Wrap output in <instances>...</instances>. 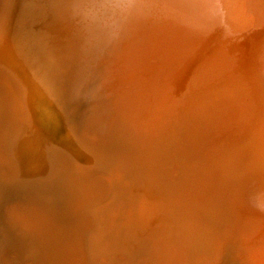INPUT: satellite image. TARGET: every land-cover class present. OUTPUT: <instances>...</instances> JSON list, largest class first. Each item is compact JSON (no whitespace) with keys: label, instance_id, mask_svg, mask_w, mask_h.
Wrapping results in <instances>:
<instances>
[{"label":"rangeland","instance_id":"1","mask_svg":"<svg viewBox=\"0 0 264 264\" xmlns=\"http://www.w3.org/2000/svg\"><path fill=\"white\" fill-rule=\"evenodd\" d=\"M191 1L0 0V76L15 82L18 94L26 103V116L12 142L13 159L8 163L0 161V264H259L264 261V242L259 246L263 248L256 251L255 255L260 254L256 258L251 255L250 244L259 239L247 237L250 233L249 236H256L254 227L263 215L260 206L264 205V135L261 136L264 134V0ZM246 78L255 79L249 82ZM106 87L111 90H105ZM216 91L220 93L217 95ZM220 94L222 101L228 99L224 101L227 105L219 100ZM252 94L253 109L247 107L241 111ZM216 106L220 109H215ZM224 106L229 110L234 108L229 111ZM214 114L215 122L211 120ZM231 121L241 125L235 124L236 127ZM242 123L246 128L243 129ZM220 126L223 128L219 129ZM159 129L164 131L158 133ZM242 144L248 145L244 146L246 149ZM253 150H259L260 154ZM12 162L17 169L14 175L9 164ZM233 164L237 166L234 169ZM59 166L62 170H58ZM230 170L231 175L235 173L232 178ZM68 171L87 186L79 207L72 206L70 210L64 200L65 193L53 189ZM221 171L227 172L222 175ZM211 176L222 185L219 187ZM238 178L240 182L242 179L241 184ZM247 186L253 194H248ZM246 204L252 206L247 214L242 209ZM138 207L141 212L137 211ZM239 212L241 215L236 214ZM165 217L170 220H165L167 228L163 227ZM246 221H251V225ZM173 224H183L179 226L182 230ZM53 228L56 236L68 244L67 257L61 256L57 243L46 238ZM171 238L179 241L175 243V239L174 245Z\"/></svg>","mask_w":264,"mask_h":264},{"label":"bare ground","instance_id":"2","mask_svg":"<svg viewBox=\"0 0 264 264\" xmlns=\"http://www.w3.org/2000/svg\"><path fill=\"white\" fill-rule=\"evenodd\" d=\"M163 1H164V0H163ZM171 1H172V0H171ZM179 1H180V0H179ZM181 1H182V0H181ZM185 1H186V0H185ZM192 1H193V0H192ZM192 1H191V3H193ZM200 1H202V0H200ZM200 1H197V2H200ZM208 1H209V0H208ZM237 1H238V0H237ZM161 2H162V1H161ZM177 2H178V1H177ZM195 2H196V1H195ZM206 2H207V1H206ZM173 3H174V2H173ZM179 3H180V2H179ZM203 3H205V1H203ZM171 4H172V3H171ZM186 4H187V3H186ZM194 4H196V3H194ZM197 4H199V3H197ZM190 6H191V4H190ZM195 6H196V5H195ZM237 6H238V5H237ZM237 6H236V7H237ZM178 7H179V6H178ZM188 7H189V6H188ZM233 7H234V6H233ZM239 7H240V6H239ZM247 7H248V6H247ZM160 8H162V7H160ZM163 8H165V7L163 6ZM166 8H167V7H166ZM185 8H186V7H185ZM240 8H241V7H240ZM168 9H169V8H168ZM173 9H174V8H173ZM194 9H195V8H194ZM197 9H198V8H197ZM238 9H239V8H238ZM179 10H181V9H179ZM191 10H192V9H191ZM239 10H240V9H239ZM168 11H169V10H168ZM170 11H171V10H170ZM185 11H186V10H185ZM192 11H193V12H192V15H193L194 10H192ZM197 11H198V10H197ZM240 11H242V10H240ZM177 12H178V10H177ZM179 12H180V11H179ZM179 12H178V13H179ZM236 12H237V11H236ZM184 13H185V12H184ZM187 13H188V11H187ZM189 13H190V12H189ZM168 14H169V13H168ZM168 14H167V15H168ZM170 14H171V13H170ZM180 14H181V12H180ZM182 14H183V13H182ZM182 14H181V16L178 14V15L180 16V18H181V17H182V18L184 17V16H182ZM242 14H244V12H243ZM247 14H248V13H247ZM186 15H187V14H186ZM245 15H246V13H245ZM247 16H248V15H247ZM170 17H171V16H170ZM174 17H175V16H174ZM185 17H186V16H185ZM230 17H231V16H230ZM242 17H243V16H242ZM171 18L173 19V16H172ZM178 18H179V17H177V20H178ZM182 18H181V19H182ZM189 18H190V17H189ZM169 19H170V18H169ZM183 19H184V18H183ZM191 19H192V18H191ZM195 19H196V17H195ZM242 19H243V18H242ZM246 19H247V18H246ZM173 20H174V19H173ZM192 20H193V19H192ZM199 20H200V18H199ZM183 21H184V20H183ZM196 21H197V20H196ZM200 21H201V20H200ZM240 21H241V18H240ZM171 22H172V20H171ZM175 22H176V20H175L174 22H172V23L175 24ZM178 22H180V21H178ZM202 22H203V21H202ZM176 23H177V22H176ZM196 23H197V22H196ZM177 24H178V23H177ZM191 24H192V22H191ZM199 24H200V23H199ZM201 24H202V23H201ZM206 24H207V23H206ZM168 25H169V23H168ZM192 26H193V25H192ZM205 26H206V25H205ZM167 27H168V26H167ZM180 27H181V26H180ZM201 27H202V26H201ZM191 29H192V28H191ZM193 29H195V28H193ZM193 29H192V31H193ZM206 29H207V28H206ZM79 30H80V29H79ZM196 30H197V29H196ZM200 30H202V29H200ZM204 30H205V29H204ZM194 32H195V31H194ZM189 35H190V34H189ZM191 35H192V34H191ZM182 41H183V40H182ZM184 41H185V40H184ZM184 41H183V42H184ZM181 47H182V46H181ZM180 50H181V49H180ZM183 51H184V50H183ZM183 51H180V52H183ZM183 53H184V52H183ZM51 54H53V53H51ZM262 55H264V54H262ZM52 64H53V63H52ZM253 64H254V63H253ZM254 65H255V64H254ZM54 66H55V65H54ZM101 66H102V65H101ZM107 66H108V65H107ZM107 66H106V68H107ZM261 67H262V66H261ZM110 68H111V67H110ZM112 69H113V68H112ZM0 70H1V68H0ZM107 70H108V69H107ZM110 70H111V69H110ZM248 70H249V69H248ZM250 70H251V69H250ZM108 71H109V70H108ZM108 71H107L106 73H108ZM116 71H117V70H116ZM0 72H1V71H0ZM7 72H8V71H7ZM115 73H117V72H114V74H115ZM255 73H256V71H255ZM8 74H9V73H8ZM112 74H113V73H112ZM257 74H258V73H257ZM108 75H109V74H107V76H108ZM136 75H137V74H136ZM243 75H245V74H243ZM247 75H249V73H248ZM247 75H246V76H247ZM250 75H252V74L250 73ZM262 75H263V74H262ZM5 76H6V74H5ZM5 76H4V77H5ZM111 76H114V75H111ZM115 76H117V75H115ZM246 76H245V77H246ZM252 76H254V75H252ZM252 76H251V77H252ZM256 76H257V75H255V77H256ZM245 77H244V78H245ZM248 77H249V76H248ZM261 77H262V76H261ZM105 78H106V77H105ZM125 78H126V77H125ZM256 78H259V77H256ZM117 79H118V78H116V80H117ZM122 79H123V77H122ZM246 79L249 80V78H246ZM252 79H255V78H252ZM252 79H251V80H252ZM263 79H264V78H263ZM104 80H106V79H104ZM120 80H121V79H120ZM126 80H127V79H126ZM243 80H245V79H243ZM251 80H249V82H250ZM257 80H258V79H257ZM101 81H102V80H101ZM127 81H129V80H127ZM241 81H242V80H241ZM246 81H247V80H246ZM90 82H91V81H90ZM120 82H121V81H120ZM243 82L245 83V81H243ZM249 82H248V84H249ZM252 82H253V81H252ZM255 82H256V81H255ZM258 82H260V84H261L262 81H261V80H260V81L258 80ZM114 83H115V82H114ZM114 83H113V84H114ZM127 83H128V82H127ZM246 83H247V82H246ZM246 83H245V85H246ZM262 83H264V80H263ZM117 84H118V83H117ZM229 84H231V83H229ZM234 84H235V82H234ZM248 84H247V85H248ZM254 84H255V83H254ZM256 84H257V83H256ZM17 85H18V84H17ZM111 85H112V84H111ZM111 85H110V87H111ZM114 85H115V84H114ZM226 85H227V84H226ZM226 85H224V86H226ZM242 85H243V83H242ZM257 85H259V84H257ZM217 86H218V85H217ZM228 86H229V85H228ZM253 86H254V85H253ZM17 87H18V86H16V84H15L14 81H10V80H7V79H3V78L0 76V161H4V162H7V163H8L11 159H13V155H12V154H13V143H12V142H13V139H14V136H15L17 130H18L19 127H20V124H22V120H23V118L26 116V113H25V111H26V103H25L24 99H23L22 97H20L21 94H20V95L18 94V90H19V89H18ZM19 87H20V86H19ZM110 87H106L105 90H107V88H109V90H111ZM113 87H114V86H113ZM113 87H112V88H113ZM118 87H119V86H118ZM215 87H216V86H215ZM215 87H214V89H216ZM243 87H244V86H243ZM254 87H256V86H254ZM262 87H263V85H262ZM217 88H218V90L221 89L220 87H217ZM229 88H230V87H229ZM256 88L258 89V87H256ZM118 89H119V88H118ZM214 89H212V90H214ZM224 89H225V87H224ZM224 89H221V90L223 91ZM226 89H227V88H226ZM230 89H232V88H230ZM230 89H229V90H230ZM235 89H237V88H235ZM249 89H250V88H249ZM257 89H256V90H257ZM232 90H233V89H232ZM251 90H252V89H251ZM112 91H113V89H112ZM117 91H118V90H117ZM234 91H235V90H234ZM234 91H233V92H234ZM240 91H241V90H240ZM107 92H108V91H107ZM109 92H110V91H109ZM224 92H227V91H224ZM235 92H236V91H235ZM237 92H238V90H237ZM254 92H255V91H254ZM20 93H21V92H20ZM217 93L219 94L220 92H219V91H218V92L216 91L215 94H217ZM227 93H228V92H227ZM243 93H244V92H243ZM261 93H262V92H261ZM215 94H214V95H215ZM218 94H217V95H218ZM222 94H223V93H222ZM235 94H236V93H235ZM235 94H234V96H235ZM237 94H239V93H237ZM237 94H236V96H237ZM245 94H247V93H245ZM250 94H251V93H250ZM253 94H254V93H253ZM253 94L250 95V98L248 99V101L245 102L246 105H247V106H245V109H242L241 111H243V110L246 111L247 107H249V109L252 108L251 103H252V100L254 99V95H253ZM255 94H256V93H255ZM262 94H264V93H262ZM217 95H215V96H217ZM220 95H221V94H220ZM224 95H225V94H224ZM224 95H223V96H224ZM230 95H231V94H230ZM238 96H239V95H238ZM220 97H221V99H219V100L222 101V95H221ZM228 97H229V96H228ZM255 97H256V96H255ZM257 97H259V96H257ZM263 97H264V96H263ZM247 98H248V97H247ZM208 99H209V98H208ZM217 99H218V97H217ZM217 99H216V100H217ZM229 99H230V97H229ZM234 99H235V97H234ZM116 100H117V99H116ZM190 100H191V99H190ZM200 100H201V99H200ZM216 100H215V101H216ZM219 100H218V102H219ZM223 100H224V101H227L228 99H227V100L223 99ZM246 100H247V99H246ZM202 101H203V97H202ZM206 101H208V100H206ZM210 101H212V100H210ZM224 101H222L221 103L224 104ZM230 101H232V100H230ZM235 101H236V100H235ZM238 101H240V100H238ZM114 102H115V101H114ZM116 102H117V101H116ZM194 102H195V101H194ZM194 102H193V103H194ZM208 102H209V101H208ZM216 102H217V101H216ZM216 102H215V103H216ZM218 102H217V103H218ZM227 102H228V101H227ZM263 102H264V101H263ZM199 103H200V102H199ZM209 103L211 104V102H209ZM209 103L205 102V104H208L207 107L210 106ZM215 103H214V104H215ZM230 103H232V102H230ZM230 103H229V105H230ZM234 103H235V102H233L232 104H234ZM241 103H242V101H241ZM225 104L227 105V103H225ZM225 104H224V105H225ZM232 104H231V105H232ZM242 104H243V103H242ZM262 104H263V103H262ZM192 105H193V104H192ZM192 105H191V106H192ZM200 105H201V103H200ZM203 105H204V104H203ZM203 105H202V106H203ZM216 105H217V104H216ZM239 105H240V104H239ZM193 106H194V105H193ZM193 106H192V107H193ZM217 106H220V107H221V105H217ZM217 106H216L215 109H217ZM232 106H233V105H232ZM234 106H235V105H234ZM236 106H237V105H236ZM236 106H235V107H236ZM29 107H30V106H29ZM115 107H116V106H115ZM198 107H199V106H198ZM203 107H204V109L206 108L205 106H203ZM210 107H211V106H210ZM210 107H209V108H210ZM213 107H214V106H212V108H213ZM220 107H219L218 109H220ZM240 107H241V106H240ZM263 107H264V104H263ZM209 108H208V109H209ZM224 108H225V106H224ZM224 108H223V109H224ZM233 108H234V107H233ZM233 108H232V110H233ZM33 109H34V108H33ZM218 109H217V110H218ZM229 109H230V108H228V107L225 108V110H229ZM252 109H253V108H252ZM232 110H229V111H232ZM237 110H238V109H237ZM28 111H29V110H28ZM210 111H212V109H210ZM229 111H228V112H229ZM235 111H236V109H235ZM247 111H248V110H247ZM253 111H254V110H253ZM236 112H237V111H236ZM263 112H264V110H263ZM30 113H31V112H30ZM226 113H227V112H226ZM229 113H230V112H229ZM233 113H234V112H233ZM238 113H239V112H238ZM245 113H246V112H245ZM223 114H225V113H223ZM240 114H241V113H240ZM240 114H238V116H240ZM262 114H264V113H262ZM262 114H261V115H262ZM117 115H118V114H117ZM214 115H215V114H214ZM231 115H232V113H231ZM219 116H221V114H220ZM232 116H233V115H232ZM232 116H230V117H232ZM246 116H247V115H246ZM262 116H264V115H262ZM262 116H261V117H262ZM221 117H222V116H221ZM225 117H227L226 114H225ZM228 117H229V116H228ZM230 117H229V118H230ZM234 117H235V115H234ZM234 117H233V118H234ZM222 118H223V117H222ZM237 118H238V117H237ZM262 118H263V117H262ZM215 119H216V115H215V117H214L213 119H211V120L214 121ZM223 119H224V120H228V118H227V119L223 118ZM223 119H222V120H223ZM230 119H231V118H230ZM230 119H229V121H230ZM238 119H239V118H238ZM242 119H243V118H242ZM246 119H249V118H246ZM216 120H217V119H216ZM222 120H221V121H222ZM231 120H232V119H231ZM255 120H256V119H255ZM261 120H262V119H261ZM218 121H219V120H218ZM218 121H217V122H218ZM221 121H220V123H221ZM214 122H215V121H214ZM224 122H225V121H224ZM224 122H223V124L227 123L228 121L225 122V123H224ZM231 122H232V121H231ZM234 122H235V121H234ZM234 122H232V123H234ZM239 122H240V120H239ZM242 122H244V121L242 120ZM245 122H246V120H245ZM232 123H231V125H232ZM240 123H241V122H240ZM240 123H238V124L241 125ZM228 124H230V123H228ZM235 124H237V123H234L233 125L236 126ZM238 124H237V125H238ZM161 125H162V124H161ZM226 125H227V124H226ZM231 125H230V128H231ZM242 125H244L243 129L246 128V127H245V124L242 123ZM163 126H164V125H163ZM163 126H162V128H163ZM217 126H218V123H217ZM222 126H224V125H222ZM227 126H228V125H227ZM227 126H226V127H227ZM234 126H233L231 129H235ZM261 126H262V125H261ZM263 126H264V125H263ZM263 126H262V127H263ZM24 127H25V126H24ZM159 127H160V126H159ZM226 127H225V128H226ZM236 127H237V126H236ZM248 127H249V126H248ZM259 127H260V126H259ZM90 128H91V127H90ZM90 128H89V129H90ZM213 128H216V127H213ZM220 128H221V126L219 127V129H220ZM222 128H223V127H222ZM222 128H221V129H222ZM227 128H228V127H227ZM241 129H242V128H241ZM243 129H242V130H243ZM93 130H94V129H93ZM160 130H161V129L157 130V132L160 131ZM162 130H163V129H162ZM162 130H161V131H162ZM212 130H213V129H211V132H212ZM228 130H229V129H228ZM236 130L238 131L239 129H236ZM236 130H234V131H236ZM242 130H241V132L244 133ZM256 130H257V129H256ZM91 131H92V129H91ZM94 131H95V130H94ZM163 131H164V130H163ZM216 131H218V130H216ZM234 131H233V133H234ZM237 131H236V132H237ZM219 132H220V130H219ZM231 132H232V131H231ZM238 132H240V131H238ZM260 132H261V130H260ZM260 132H259V133H260ZM98 133H99V132H98ZM158 133H160V132H158ZM164 133H165V132H164ZM242 133H241V136H242ZM248 133H250V132L248 131ZM100 134H101V133H100ZM260 134H261V133H260ZM210 135H211V134H210ZM217 135H218V134H217ZM222 135L225 136L226 134L224 135V133H223ZM243 135H245V134H243ZM262 135H264V134H261V136H262ZM96 136H97V135H96ZM163 136H164V135H163ZM231 136H232V135H231ZM258 136H259V135H258ZM261 136H260V138H261ZM227 137H228V136H227ZM252 137H254V136H252ZM263 137H264V136H263ZM214 138H215V137H214ZM228 138H229V137H228ZM228 138H227V139H228ZM241 138H242V137H241ZM243 138H244V137H243ZM247 138H249V137H247ZM162 139H164V138H162ZM215 139H216V138H215ZM230 139H231V138H230ZM237 139H238V138H237ZM250 139H251V138H250ZM250 139H249V140H250ZM90 140H91V139H90ZM95 140H96V139H95ZM210 140H211V136H210ZM231 140H232V139H231ZM241 140H242V139H241ZM243 140H244V139H243ZM246 140H247V139H246ZM246 140H245V141H246ZM252 140H253V139H252ZM252 140H251V141H252ZM258 140H259V139H258ZM261 140H263V138H262ZM261 140H260V141H261ZM247 141H248V140H247ZM251 141H248V142H251ZM254 141H255V140H254ZM89 142H90V141H89ZM96 142H97V141H96ZM99 142H100V140H99ZM212 142H213V141H212ZM232 142H233V140H232ZM238 142H239V141H237V143H238ZM248 142H246V144H248ZM262 142H263V141H262ZM240 143H241V142H240ZM242 143H244V142H242ZM88 144H89V143H88ZM211 144H213V143H211ZM234 144H235V143H234ZM246 144H245V145H246ZM250 144H251V143H250ZM259 144L262 145L261 142H260ZM231 145H232V143H231ZM242 145H243V144H242ZM245 145H243V147H244ZM248 145H249V144H248ZM248 145H246V146H248ZM253 145H254V144H253ZM260 145H259V146H260ZM234 146H235V145H234ZM239 146H240V145H239ZM256 146H257V145H256ZM93 147H94V146H93ZM231 147H232V146H231ZM244 148H245V147H244ZM254 148H255V146H254ZM259 148H260V147H259ZM245 149H246V148H245ZM255 149H256V148H255ZM165 150H166V149H165ZM233 150H234V149H233ZM236 150H238V149H236ZM240 150H241V149H240ZM240 150H239V152H242V151H240ZM243 150H244V149H243ZM166 151H167V150H166ZM253 151H255V150H253ZM253 151H252V152H253ZM257 151H259V150H256L255 152H256V153H259V152H257ZM96 152H97V151H96ZM167 152H168V151H167ZM234 152H236V151H234ZM234 152H233V153H234ZM252 152H251V153H252ZM263 152H264V151H263ZM53 153H54V152H53ZM154 153H155V152H154ZM165 153H166V152H165ZM256 153H255V154H256ZM261 153H262V152H261ZM235 154H236L237 156H239L237 153H235ZM235 154H231V155H235ZM240 154H241V153H240ZM244 154H245V153H244ZM255 154H254V156H255ZM259 154H260V153H259ZM188 155H189V154H188ZM228 155H230V154H228ZM252 155H253V153H252ZM261 155H263V154H261ZM162 156H164V155L162 154ZM256 156H257V154H256ZM256 156H255V157H256ZM263 156H264V155H263ZM252 157H253V156H252ZM258 157H259V156H258ZM258 157H257V159H258ZM156 158H159V157H155L154 159H156ZM232 158H233V157L231 156L230 159L233 161L235 158H234V159H232ZM237 158H238V157H237ZM239 158H240V157H239ZM239 158H238V160L240 161L241 158H240V159H239ZM43 159H45V158H43ZM251 159H254V157L251 158ZM251 159H250V160H251ZM45 160H46V159H45ZM117 160H118V159H117ZM228 160H229V159H228ZM231 160H229V161H231ZM238 160H237V161H238ZM250 160H248V161H250ZM261 160H262V159H259V162H260ZM46 161H47V160H46ZM123 161H124V160H123ZM157 161H158V160H157ZM232 161H231V162H232ZM237 161H235V162L237 163ZM233 162H234V161H233ZM233 162H232V163H233ZM44 163H45V162H44ZM51 163H52V162H51ZM86 163H87V162H86ZM90 163H91V161H90ZM132 163H133V162H132ZM132 163H131V164H132ZM158 163H159V162H158ZM160 163H162V162H160ZM160 163H159V165H160ZM227 163L229 164V162H227ZM227 163H226V164H227ZM250 163H251V162H250ZM253 163H255V162H253ZM261 163H262V161H261ZM263 163H264V162H263ZM263 163H262V164H263ZM9 164L12 166V169H13L12 172H13V175H14V173H15L16 170H17V169H16V166L14 165L13 162H12V163H9ZM93 164H94V163H93ZM164 164H166V162H165ZM226 164H225V165H226ZM243 164H244V163H243ZM248 164H249V162H248ZM248 164H246V165L249 166ZM40 165H41V164H40ZM48 165H49V164H48ZM155 165H157V164H155ZM222 165H223V164H222ZM231 165H232V164H230L229 166L231 167ZM238 165H240V163L237 164V166H238ZM241 165H242V164H241ZM251 165H253L252 167H254V164H250L249 167H251ZM41 166H43V164H42ZM50 166H51V165H50ZM126 166H127V165H126ZM157 166H158V165H157ZM157 166H156V167H157ZM220 166H221V165H220ZM237 166H234V164H233V169L236 168ZM256 166H257V162H256ZM260 166H262V165H259V167H260ZM57 167H58V166H57ZM59 167H60V166H59ZM101 167H102V166H101ZM127 167H128V166H127ZM134 167H135V166H134ZM156 167L154 166V169H156ZM222 167H223V166H222ZM222 167H221V168H222ZM257 167H258V166H257ZM49 168H50V167H49ZM54 168H55V166H54ZM130 168H131V167H130ZM130 168H129V169H130ZM240 168H241V167H240ZM261 168H263V166H262ZM59 169H61V167L58 168V170H59ZM150 169H151V168H150ZM157 169H158V168H157ZM157 169H156V170H157ZM223 169H224V168H223ZM227 169H228V167H227ZM227 169H226V170H227ZM237 169H238V168H237ZM241 169H243V168H241ZM46 170H47V168H46ZM46 170H44V172H45ZM61 170H62V169H61ZM130 170H131V169H130ZM156 170H155V171L152 170V172L154 171V172L156 173V172H157ZM224 170H225V169H224ZM231 170H232V169H231ZM231 170L228 171V172L230 173L229 175H230L231 178H232V177L234 176L235 173H234L233 175H231ZM238 170H239V169H238ZM245 170H246V169H245ZM247 170H248V168H247ZM252 170H253V169H252ZM254 170H255V169H254ZM262 170H263V169H262ZM54 171H55V170H54ZM64 171H65V170H64ZM126 171H127V170H126ZM132 171H133V170H132ZM215 171H218V170H215ZM215 171H214V172H215ZM234 171H235V170H234ZM239 171H241V170H239ZM243 171H244V169H243ZM248 171H249V170H248ZM258 171H259V170H258ZM55 172H57V171H55ZM55 172H54V173H55ZM66 172H67V170H66ZM103 172H104V171H103ZM111 172H112V171H111ZM218 172H220V171H218ZM221 172L223 173L222 175H225L224 173H226L227 171H226V172H225V171H224V172L221 171ZM232 172H233V170H232ZM250 172H251V171H250ZM261 172H262V171H261ZM54 173H53V174H54ZM58 173H59V172H58ZM96 173H97V172H96ZM130 173H131V171H130ZM133 173H135V171H134ZM148 173H149V172H148ZM216 173H217V172H216ZM242 173H243V172H242ZM256 173H257V172H256ZM56 174H57V173H56ZM56 174H55V175H56ZM63 174H64V173H63ZM97 174H98V173H97ZM107 174H108V177H109L110 175H109L108 172H107ZM107 174L105 175L106 177H107ZM146 174H147V173H146ZM151 174H152V173H151ZM151 174H150V175H151ZM161 174H162V173H161ZM220 174H221V173H220ZM236 174H237V173H236ZM249 174H250V173H249ZM252 174H253V173H251V175H252ZM57 175L59 176V174H57ZM72 175H73V174H72ZM72 175H70V173H69V171H68L66 177H65V175H64V177H65L64 180H62V182L59 181V184L57 183L58 185L55 183L57 187H54V188H53V189L55 190V192H57V193L59 192V190L65 193V195H63V196H64V198H65L64 200H65L66 206H67V205L69 206V210L72 208V206H75V208H76V206L81 202V200H83V194H84L83 191H84L85 188L87 187V186H85L84 184H82L80 180L76 179V178L73 177ZM74 175H75V174H74ZM100 175H101V174H100ZM102 175H103V174H102ZM153 175H155V174H153ZM157 175H158V174H157ZM222 175H220V176H222ZM229 175H228V177H229ZM245 175H246V174H245ZM254 175H255V174H254ZM75 176L77 177V175H75ZM80 176H82V175H80ZM95 176H96V174H95ZM105 176H104V177H105ZM151 176H152V175H151ZM155 176H156V175H155ZM162 176H163V175H162ZM164 176H166V175H164ZM213 176H214V175H213ZM213 176L210 177V178H212V180L214 179ZM218 176H219V175H218ZM218 176H217V177H218ZM53 177H54V176H53ZM61 177H63V175H62ZM61 177H60V178H61ZM146 177H147V176H146ZM217 177H216V178H217ZM225 177H226V176H225ZM228 177H227V178H228ZM237 177H240V175L237 176ZM237 177H236V178H237ZM253 177H254V176L252 175V178H253ZM256 177H257V176H256ZM261 177H262V176H261ZM151 178H152V177H151ZM151 178L149 177V180H151ZM210 178H209V179H210ZM223 178H224V177H223ZM229 178H230V177H229ZM258 178H259V177H258ZM258 178H255V179H258ZM58 179H59V177H58ZM80 179H81V178H80ZM111 179H112V178H111ZM111 179H108V180H111ZM209 179L206 178L207 181H208ZM234 179H235V177H234ZM234 179H232V180H234ZM238 179H239V182H240V178H238ZM243 179H244V178H243ZM245 179H246V178H245ZM149 180H148V181H149ZM152 180H153V179H152ZM206 180L204 179V181H206ZM214 180H215V179H214ZM220 180H223V179L221 178ZM224 180H225V179H224ZM224 180H223V181H224ZM248 180H249V177H247V181H248ZM252 180H253V179H252ZM56 181H57V180H56ZM111 181H112V180H111ZM153 181H154L153 183H155V180H153ZM210 181H211V179H210ZM216 181H217V180H215V182H216ZM225 181H226V180H225ZM229 181H230V180H229ZM236 181H237V180H236ZM244 181H245V180H244ZM255 181H256V180H255ZM258 181H259V180H258ZM263 181H264V179H263ZM151 182H152V181H151ZM151 182H150V183H151ZM211 182H212V181H211ZM215 182H214V184H215ZM220 182H221V181H220ZM220 182L217 181L218 184H217V183H216V184L219 185V184H221ZM232 182H233V181H232ZM237 182H238V181H237ZM237 182H234V185H235ZM241 182H242V179H241ZM241 182H240V184H241ZM256 182H257V181H256ZM109 183H111V182H109ZM146 183H147V182H146ZM148 183H149V182H148ZM153 183H152V184H153ZM212 183H213V182H212ZM223 183H224V182H223ZM229 183H230V182H229ZM229 183H228L227 185L230 186ZM245 183H246V182H245ZM249 183H250V182H249ZM249 183H246V184L248 185ZM259 183H260V181H259ZM156 184H157V183H156ZM224 184H225V183H224ZM232 184H233V183H232ZM254 184H255V183H254ZM257 184H258V183H257ZM263 184H264V183H263ZM17 185H18V184H17ZM26 185H27V184H26ZM93 185H94V184H93ZM99 185H101V184H99ZM104 185H105V184H104ZM150 185H151V184H149V187H150ZM221 185H222V184H221ZM237 185H238V183H237ZM237 185L234 187L235 189H237V188H236V187H238ZM243 185H244V184H243ZM243 185H242V186H243ZM252 185H253V184L250 183V186H252ZM255 185H256V184H255ZM7 186H8V185H7ZM7 186H6V187H7ZM18 186H19V185H18ZM95 186H97V185H95ZM105 186H107V185H105ZM109 186H110V185H109ZM154 186H155V185H154ZM211 186H212V185H211ZM211 186H210V188H211ZM224 186H226V184H225ZM224 186H222V187H224ZM242 186H240V188H241ZM244 186H245V185H244ZM256 186H258V185H256ZM259 186H260V187H259ZM259 186H258V188H259V190H260V189H261V183H260ZM4 187H5V186H4ZM22 187H23V186H22ZM103 187H104V186H103ZM214 187H215V186H213V188H214ZM217 187H218V186H217ZM219 187H220V185H219ZM232 187H233V185H232ZM232 187H231V188H232ZM13 188H14V187H13ZM16 188H17V187H16ZM20 188H21V187H20ZM57 188H58V189H57ZM89 188H90V187H89ZM91 188H92V187H91ZM100 188H101V187H100ZM151 188H152V186H151ZM224 188H225V187H224ZM224 188H223V189H224ZM242 188L244 189V187H242ZM246 188H247V190L249 189L248 186H247ZM246 188H245V189H246ZM256 188H257V187H256ZM258 188H257V189H258ZM263 188H264V187H263ZM10 189H11V188H10ZM25 189H26V188H25ZM28 189H29V188H28ZM95 189H96V188H95ZM95 189H94V192H95ZM103 189H104V188H103ZM154 189H155V188H154ZM202 189H203V188H202ZM211 189H212V188H211ZM219 189H220V188H219ZM232 189H233V188H232ZM251 189H252V188H251ZM253 189H255V188H253ZM257 189H256V191H257ZM18 190H19V189H18ZM91 190H92V189H91ZM227 190H228V189H226L225 191H227ZM229 190H230V189H229ZM247 190H246V191H247ZM249 190H250V189H249ZM249 190H248V192H249ZM262 190H263V189H262ZM262 190H261V191H262ZM6 191H8V189H7ZM12 191H13V190H12ZM21 191H23V189H22ZM47 191H48V189H47ZM49 191H50V190H49ZM98 191H99V189H98ZM106 191H107V190H106ZM231 191H232V190H231ZM237 191H238V190H237ZM252 191H254V190H252ZM256 191H255V192H256ZM9 192H10V190H9ZM14 192H15V191H14ZM16 192H17V191H16ZM19 192H20V191H19ZM184 192H185V191H184ZM184 192H183V193H184ZM203 192H204V191H203ZM205 192H206V190H205ZM219 192H220V191H219ZM227 192H229V191H227ZM232 192H234V190H233ZM250 192H251V191H250ZM250 192H249L248 194H253L252 192H251V193H250ZM255 192H254V193H255ZM257 192H259V191H257ZM2 193H3V192H2ZM6 193H7V192H6ZM46 193H47V192H46ZM97 193H98V192H97ZM201 193H202V192H201ZM224 193H225V192H224ZM230 193H231V192H230ZM230 193H229V194H230ZM30 194H31V193H30ZM54 194H55V193H54ZM87 194H88V193H87ZM90 194H91V193H90ZM92 194H94V193H92ZM95 194H96V193H95ZM199 194H200V193H199ZM243 194H247V192L244 191ZM259 194H261V196L263 195L262 193H259ZM0 195H1V194H0ZM232 195H233V193H232ZM256 195H257V193H256ZM2 196H3V195H2ZM2 196H1V198H2ZM22 196H23V195H22ZM22 196H21V197H22ZM27 196H28V195H27ZM57 196H58V195H57ZM95 196H97V195H95ZM183 196H184V195H183ZM198 196L200 197V195H198ZM234 196H235V195H234ZM234 196H233V197H234ZM250 196H255V195H250ZM258 196H260V195H258ZM258 196H257V197H258ZM4 197H5V196H4ZM6 197H7V196H6ZM25 197H26V195H25ZM91 197H92V195H91ZM93 197H94V196H93ZM225 197H227V196H225ZM229 197H230V198L232 197L231 194H230ZM244 197H245V196H244ZM248 197H249V196H248ZM248 197H247V198H248ZM255 197H256V196H255ZM7 198H9V197H7ZM14 198H15V197H14ZM96 198H97V197H96ZM234 198H235V197H234ZM242 198H243V197H242ZM242 198H241V199H242ZM251 198H254V197H251ZM261 198H262V197H261ZM2 199H3V198H2ZM5 199H6V198H5ZM26 199H28V198H26ZM47 199H48V198H47ZM58 199H60V198H58ZM142 199H143V197H142ZM227 199H228V198H227ZM256 199H257V198H256ZM258 199H259V198H258ZM7 200H8V199H7ZM15 200H16V199H15ZM94 200H95V198H94ZM204 200L206 201L207 199L204 198ZM208 200L210 201V199H208ZM245 200H246V199H245ZM249 200H251V199H249ZM252 200H253V199H252ZM3 201H4V200H3ZM19 201H20V200H19ZM23 201H24V200H23ZM84 201H85V200H84ZM95 201H96V200H95ZM158 201H159V200H158ZM260 201H261V200H260ZM4 202H5V201H4ZM4 202H3V203H4ZM10 202H11V201H10ZM16 202H17V201H16ZM35 202H37V201H35ZM63 202H64V201H63ZM63 202H62V203H63ZM203 202H204V201H203ZM12 203H13V202H12ZM85 203H86V202H85ZM135 203H136V202H135ZM137 203H138V202H137ZM143 203H144V202H143ZM157 203H159V202H157ZM189 203H190V202H189ZM201 203H202V201H201ZM206 203H208V202L206 201ZM210 203H211V202H210ZM14 204H15V201H14ZM179 204L181 205V203H179ZM186 204H187V203H186ZM254 204H255V203H254ZM256 204H257V203H256ZM259 204H260V203H259ZM0 205H1V204H0ZM9 205H11V204H9ZM12 205H13V204H12ZM139 205H140V204H139ZM142 205H143V204H142ZM209 205H210V204H209ZM13 206H15V205H13ZM80 206H82V205H80ZM83 206H84V205H83ZM91 206H93V205H91ZM135 206H136V205H135ZM143 206H144V205H143ZM148 206H149V205H148ZM184 206H185V205H184ZM187 206H188V205H187ZM245 206H246V207H245ZM245 206H244L242 209L245 208V209H246L245 213L247 214V213L250 212V210H252V209H250V207H252V206L247 207V206H249V205H247V204H246ZM259 206H260V205H259ZM2 207H3V206H2ZM2 207H1V208H2ZM6 207H7V206H6ZM6 207H5V209H6ZM18 207H19V205H18ZM18 207H17V208H18ZM78 207H79V205H78ZM87 207H88V206H87ZM160 207H161V205H160ZM200 207H201V206H200ZM260 207H261V211H260V212H262L263 215H262V217L259 216L260 214L258 215L260 218H258L259 220H257V221H259V222L257 223V227H254V228H257V229H256L257 231H256V233H255L256 236H255V235H254L253 237H252V235L249 236L250 234H252V233H250V231H249L250 234H249V235L247 234V237H248V238H251L252 240H253V239L256 240L257 238L259 239L257 242L254 240V241L256 242V243H255L256 245H255V244H252V245L250 244L251 255H255L256 251H259L260 249L263 248V246H261V247H259V246L262 245L261 243L264 242V205H263V206H260ZM82 208H83V207H82ZM138 208H139V207H138ZM262 208H263V210H262ZM8 209H10V208H8ZM8 209H7V210H8ZM133 209H134V208H133ZM133 209H132V210H133ZM144 209H145V207H144ZM187 209H188V208H187ZM238 209H239V208H238ZM238 209H237V210H238ZM257 209H258V208H257ZM257 209H256V210H257ZM3 210H4V209H3ZM13 210L16 211V209H13ZM72 210H73V209H72ZM134 210H135V209H134ZM157 210H158V209H157ZM185 210H186V208H185ZM201 210H202V208H201ZM205 210H206V209H205ZM239 210H241V209H239ZM15 211H13V212H15ZM74 211H75V210H74ZM135 211H136V210H135ZM137 211H140V208H139ZM188 211H189V210H188ZM188 211H187V212H188ZM210 211H211V210H210ZM16 212H17V211H16ZM16 212H15V213H16ZM140 212H141V211H140ZM151 212H152V211H151ZM205 212H207V211H205ZM211 212H212V211H211ZM240 212H241V211H240ZM240 212H239V213H236V214H240ZM242 212H243V211H242ZM253 212H254V211H253ZM7 213H8V212H7ZM15 213H14V214H15ZM27 213H28V212H27ZM80 213H81V212H80ZM170 213H171V212H170ZM170 213H168V216L170 215ZM199 213H200V212H199ZM16 214H17V213H16ZM136 214L138 215V213H136ZM139 214H140V213H139ZM172 214H175V213H172ZM183 214H184V213H183ZM188 214H189V213H188ZM194 214H195V213H194ZM205 214H206V213H205ZM205 214H204V215H205ZM208 214H209V213H208ZM242 214H244V213H242ZM246 214H245V215H246ZM250 214H251V213H250ZM256 214H257V213H256ZM3 215H4V214H3ZM70 215H71V214H70ZM74 215H75V214H74ZM144 215H145V214H144ZM163 215H164V214H163ZM184 215H185V214H184ZM212 215H213V214H212ZM240 215H241V214H240ZM254 215H255V213H254ZM254 215H253V216L251 215V216L254 217ZM5 216H6V215H5ZM12 216H13V214H12ZM15 216H16V215H15ZM139 216H141V215H138V217H139ZM159 216H160V215H159ZM201 216H202V213H201ZM243 216H244V215H243ZM256 216H257V215H256ZM3 217H4V216H3ZM9 217H10V216H9ZM29 217H30V216H29ZM144 217L147 218L146 216H144ZM170 217H171V216H170ZM238 217H239V216H238ZM247 217H250V216H247ZM14 218H15V217H14ZM140 218H141V217H140ZM140 218H139V222H140ZM145 218H144V219H145ZM160 218H161V217H160ZM165 218H166V217H165ZM165 218H163V219H164V226H163V227H166V225H168V224L165 225V220L167 221V220H169V219H167L168 217H167L166 219H165ZM214 218H215V217H214ZM214 218H213V219H214ZM244 218H246V216H244ZM254 218H255V217H254ZM6 219H7V218H6ZM6 219H5V220H6ZM8 219H9V218H8ZM73 219H74V218H73ZM136 219H137V216H136ZM144 219L142 218V220H144ZM157 219H158V218H156V220H157ZM170 219H172V218H170ZM186 219H188V218H186ZM247 219H248V218H247ZM247 219H246V220H247ZM10 220H11V218H10ZM25 220H26V219H25ZM37 220L39 221V219H37ZM137 220H138V219H137ZM172 220H173V219H172ZM172 220H171V222H172ZM174 220H175V219H174ZM211 220H212V219H211ZM244 220H245V219H244ZM250 220H252V219H250ZM253 220H254V219H253ZM134 221H135V220H134ZM158 221H161V220H158ZM162 221H163V220H162ZM169 221H170V220H169ZM185 221H186V220H185ZM185 221L183 220V224H184V225H185V223H186ZM204 221H205V219H204ZM242 221H243V220H242ZM255 221H256V220H255ZM255 221L253 222L254 225H252V226H255ZM26 222H27V221H26ZM139 222H138V223H139ZM153 222H154V221H153ZM155 222H156V221H155ZM180 222H181V221H180ZM184 222H185V223H184ZM188 222H189V220H188ZM246 222H247V221H246ZM6 223H8V222H6ZM9 223H11V221H10ZM132 223H133V222H132ZM149 223H150V222H149ZM149 223H148V224H149ZM156 223H157V222H156ZM161 223H162V222H161ZM174 223H175V222H174ZM181 223H182V222H181ZM181 223H180V224H181ZM241 223H242V222H241ZM247 223H250V225H251V221H250V222H247ZM26 224H29V223H26ZM139 224H142V223H139ZM143 224H144V223H143ZM143 224H142V225H143ZM157 224H158V223H157ZM169 224H170V223H169ZM171 224H172V223H171ZM183 224H182V225H183ZM245 224H246V223H245ZM142 225H141V226H142ZM151 225H153V227L156 226V225H154V224H151ZM151 225L149 226V228L152 229ZM159 225H160V224H159ZM173 225H174V226H175V225L177 226L178 224H173ZM173 225H172V226H173ZM182 225H178L177 228L179 229V226H182ZM191 225H192V223H191ZM195 225H196V224H195ZM242 225H244V224L242 223ZM248 225H249V224H248ZM8 226H9V225H8ZM14 226H15V225H14ZM147 226H148V225H146V228H147ZM228 226H229V224H228ZM246 226H247V224H246ZM246 226H245V227H246ZM9 227H10V226H9ZM88 227H89V226H88ZM190 227H191V226H190ZM190 227H189V229H190ZM19 228H21V227H19ZM89 228H90V227H89ZM132 228H133V227H132ZM156 228H157V227H156ZM160 228H161V227H160ZM160 228H159V229H160ZM166 228H167V227H166ZM168 228H171V226L168 227ZM204 228H205V227H204ZM238 228H239V227H238ZM247 228H248V227H247ZM11 229H13V228H11ZM141 229H144V228H141ZM162 229H163V228H162ZM162 229H161V230H162ZM174 229H175V227H174ZM192 229H193V227L191 228V230H192ZM202 229H203V228H202ZM239 229L243 230V228H241V226H240ZM239 229H236V230H239ZM245 229H246V228H245ZM249 229H250V227L248 228V230H249ZM96 230H97V229H96ZM165 230H169V229H165ZM170 230H172V229H170ZM170 230H169V231H170ZM179 230H182V229L180 228ZM179 230H177V231H179ZM203 230H204V229H203ZM251 230H253V229H251ZM19 231H20V229H19ZM135 231H136V230H135ZM152 231H153V230H152ZM189 231H190V230H189ZM200 231H201V230H200ZM200 231H198V232L200 233ZM243 231H244V230H243ZM253 231H254V230H253ZM14 232H15V230H14ZM22 232H23V231H22ZM93 232L95 233V232H97V231H93ZM154 232H155V231H154ZM156 232H158V230H157ZM161 232H162V231H161ZM171 232H172V231H171ZM174 232H175V231H174ZM174 232H173V233H174ZM228 232H229V231H228ZM241 232H242V231H241ZM245 232H246V231H245ZM17 233H19V232H17ZM17 233H16V234H17ZM23 233H24V232H23ZM97 233H98V232H97ZM162 233H166V232L164 231V232H162ZM169 233H170V232H169ZM169 233H168V234H169ZM178 233H179V232H178ZM192 233H193V232H192ZM195 233H196V232H195ZM195 233H193V234H195ZM206 233H207V231H206ZM206 233H205V234H206ZM253 233H254V232H253ZM16 234H15V235H16ZM82 234H83V233H82ZM90 234H91V233H90ZM95 234H96V233H95ZM160 234H161V233H160ZM168 234H167V235H168ZM175 234H176V233H175ZM179 234H180V233H179ZM179 234H178V237L180 236ZM181 234H183V233L181 232ZM17 235H18V234H17ZM56 235H57V233H56V231H55V228H53V229H50V230L47 232V234H46V238H47V240H48L50 243H57V244L59 245V248H61V249H60L61 256H63V257H67V254H69V251H70V249H67V247H66L67 242H63L62 239L59 238L60 236L58 235L59 237H57ZM78 235H79V234H78ZM131 235H132V234H131ZM189 235H190V234H189ZM207 235H208V234H207ZM242 235L244 236L243 233H242ZM84 236H85V235H84ZM91 236H92V235H91ZM134 236H135V235H134ZM156 236H157V235H156ZM173 236H174V235H173ZM182 236H184V235H182ZM18 237H19V236H18ZM24 237H25V236H24ZM127 237H128V236H127ZM131 237H132V236H131ZM157 237L160 238V235L158 234ZM162 237H164V236H162ZM192 237H193V236H192ZM132 238H134V237H132ZM171 239H172V238H171ZM175 239H176V238H174V240H175ZM179 239H181V237H179ZM124 240L126 241L127 239H124ZM169 240H170V239H169ZM174 240L172 239L171 241H173V243H174V242H175ZM181 240H182V242H183V239H181ZM201 240H202V239H201ZM201 240H200V241H201ZM125 241H124V242H125ZM145 241H146V240H145ZM151 241H152V240H151ZM177 241H179V240L176 239V242H175V243H177ZM124 242H123V243H124ZM164 242H165V241H164ZM185 242L188 243V241H185ZM201 242H202V241H201ZM248 242H249V241H248ZM139 243H140V242H139ZM167 243H168V242H166V244H167ZM169 243H170V242H169ZM175 243H174V245H175ZM124 244H125V243H124ZM126 244H127V242H126ZM126 244H125V245H126ZM149 244H150V243H149ZM179 244H181V243H179ZM67 245H68V244H67ZM144 245H145V244H144ZM144 245H143V246H144ZM150 245H152V244H150ZM167 245H168V244H167ZM174 245H173V246H174ZM176 245H177V244H176ZM188 245H189V244H188ZM263 245H264V243H263ZM143 246H142V247H143ZM161 246H162V245H161ZM171 246H172V245H171ZM186 246H187V245H186ZM163 247H164V243H163ZM167 247H168V246H167ZM169 247H170V246H169ZM180 247H181V246H180ZM147 248H148V247H147ZM186 248H188V247H186ZM186 248H185V249H186ZM151 249H152V248H151ZM165 249H167V248H164V250H165ZM172 249H173L172 252L175 251L174 248H172ZM176 249H177V248H176ZM180 249L182 250L183 248H180ZM51 250H52V249H51ZM146 250H147V249H146ZM157 250H159V249L157 248ZM162 250H163V249H162ZM187 250H188V249H187ZM52 251H54V250H52ZM142 251H143V250H142ZM154 251H155V250H154ZM98 252H99V251H98ZM100 252H101V251H100ZM146 252H147V251H146ZM150 252H152V251H150ZM163 252L165 253V251H163ZM163 252H162V254H164ZM179 252H182V251L179 250ZM130 253H131V252H130ZM140 253H141V252H140ZM148 253H149V252H148ZM166 253H167V250H166ZM166 253H165V254H166ZM47 254H49V253H47ZM54 254H55V253H54ZM99 254H100V253H99ZM146 254H147V253H146ZM165 254H164V255H165ZM176 254H177V253H176ZM56 255H57V254H56ZM144 255H145V254H144ZM152 255H153V254H152ZM172 255H173V254H172ZM177 255H178V254H177ZM256 255H257V254H256ZM256 255H255L254 257L257 258V257H259L260 254H258L257 256H256ZM146 256H147V255H146ZM148 256H150V255H148ZM169 256H170V254H169ZM180 256H181V254H180ZM196 256H197V255H196ZM56 257H57V256H56ZM170 257H171V256H170ZM178 258H180V257H178ZM148 259H149V258H148ZM48 260H49V259H48ZM95 261H97V260H95ZM166 262H167V261H166ZM168 262H169V261H168ZM171 262H173V261H171ZM171 262H170V263H171ZM181 262H182V261H181ZM51 263H52V262H51ZM167 264H169V263H167ZM176 264H177V263H176ZM259 264H264V261L262 260Z\"/></svg>","mask_w":264,"mask_h":264}]
</instances>
